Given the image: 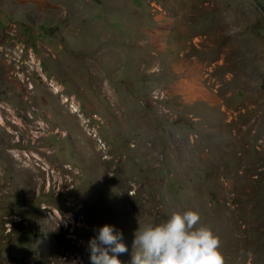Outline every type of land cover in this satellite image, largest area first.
Here are the masks:
<instances>
[{
  "label": "rangeland",
  "instance_id": "374dc122",
  "mask_svg": "<svg viewBox=\"0 0 264 264\" xmlns=\"http://www.w3.org/2000/svg\"><path fill=\"white\" fill-rule=\"evenodd\" d=\"M0 38V264H90L106 223L129 264L187 209L264 264V0L15 2Z\"/></svg>",
  "mask_w": 264,
  "mask_h": 264
},
{
  "label": "clouds",
  "instance_id": "9594fccd",
  "mask_svg": "<svg viewBox=\"0 0 264 264\" xmlns=\"http://www.w3.org/2000/svg\"><path fill=\"white\" fill-rule=\"evenodd\" d=\"M132 247L129 264H224L219 236L194 209L175 211L162 222H139ZM88 251L90 264H122L128 246L122 231L106 223L96 229Z\"/></svg>",
  "mask_w": 264,
  "mask_h": 264
},
{
  "label": "crops",
  "instance_id": "0c3cea01",
  "mask_svg": "<svg viewBox=\"0 0 264 264\" xmlns=\"http://www.w3.org/2000/svg\"><path fill=\"white\" fill-rule=\"evenodd\" d=\"M15 2L17 3L33 2L37 4L39 7H45V6L47 7L49 5V0H0V17H2L4 12L5 13L11 12V9L13 10L14 8Z\"/></svg>",
  "mask_w": 264,
  "mask_h": 264
}]
</instances>
